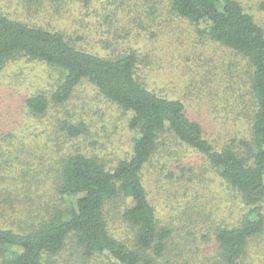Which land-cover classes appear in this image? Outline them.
<instances>
[{
	"label": "trees",
	"instance_id": "trees-1",
	"mask_svg": "<svg viewBox=\"0 0 264 264\" xmlns=\"http://www.w3.org/2000/svg\"><path fill=\"white\" fill-rule=\"evenodd\" d=\"M162 9L219 49L207 71L187 68L177 84L151 80L147 68L161 73L163 61L141 56L127 43L137 30L118 23L131 14L154 21ZM22 57L59 71L48 92L21 100L26 120H46L87 82L132 138L111 163L89 149L98 141H87L86 120L68 111L40 122L31 143L16 130L0 134V264H264V0H0V69ZM179 149L238 201L227 221L200 225L219 207L199 200ZM149 169L166 192L183 185L185 217L176 207L159 214Z\"/></svg>",
	"mask_w": 264,
	"mask_h": 264
},
{
	"label": "rangeland",
	"instance_id": "rangeland-1",
	"mask_svg": "<svg viewBox=\"0 0 264 264\" xmlns=\"http://www.w3.org/2000/svg\"><path fill=\"white\" fill-rule=\"evenodd\" d=\"M162 2H166V0H162ZM162 11L161 16H158L154 21H150L149 18L146 20L131 19L133 17L131 14L126 18L127 20L131 19V22L127 23L125 19L118 23L125 30L130 28L137 30V32L130 34L127 43L138 49L141 56L149 51L148 53L152 54L155 59L163 61L164 65L160 70L161 73L147 68L149 74L154 75L151 80L159 79L163 81L166 77V82L171 81V83L177 84L178 75L182 76V72L187 68L194 71H207L205 68L209 63V57L211 56L213 60H217L220 57L219 49H215L211 45L212 51L206 46V43L203 44L195 37L192 27L187 22L170 16L164 9ZM95 46L98 49V45ZM58 79L59 71L45 63L24 57L7 61L0 69V134H5L7 128L12 131L16 130L20 138L31 143L36 132L41 129L40 122L48 125L62 111H68L84 118L88 123L87 141L90 142L93 139L100 144V147L98 143L96 147L90 145L89 149L92 152L103 153L111 163L118 157L123 156L130 148L132 132L126 128L125 120L121 117L117 107L99 95L87 82H82L76 88L68 105L57 112L52 109L46 120L29 121L25 119L21 100L26 95L39 90L48 92ZM28 127L30 130H27ZM51 134L52 138H50L53 141L51 142L48 139L49 142L47 141V143L49 145L54 143L55 138V134ZM44 141L45 136L39 135L37 137V143L40 147L43 146ZM32 145L35 147V144ZM82 145L84 146V144ZM179 150L178 158L187 161L193 167V174L190 175H193V185L200 193L199 200L203 202L207 210L219 207V213L216 214L213 222L206 219L205 224L200 223V225L204 227L208 224L207 227H211L212 224L227 221L224 217H226L225 214L228 208L234 209L238 201L231 197L223 184L220 185L218 176L214 171L208 169L202 160L194 156L195 154ZM143 177L149 196L153 198L154 205H156L162 217L168 218L172 207L178 209L176 215L179 218L185 217L182 211L186 209L185 201L188 200V197L181 196L183 185L177 186L171 192H166V189L171 190L172 188L156 183V171L153 169L144 172ZM176 197L178 198L176 199ZM125 205H130V201L127 200ZM191 205H193V202ZM117 222L113 218L110 224L111 227L115 228ZM194 230L197 239L202 232L201 227L196 226ZM117 231L120 236L127 234L122 229L117 228ZM209 245L211 246L212 242Z\"/></svg>",
	"mask_w": 264,
	"mask_h": 264
}]
</instances>
